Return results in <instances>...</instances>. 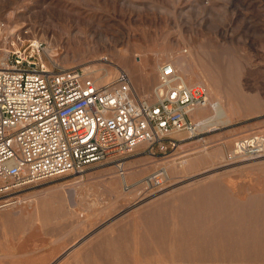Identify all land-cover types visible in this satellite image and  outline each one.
Masks as SVG:
<instances>
[{"label":"rangeland","instance_id":"1","mask_svg":"<svg viewBox=\"0 0 264 264\" xmlns=\"http://www.w3.org/2000/svg\"><path fill=\"white\" fill-rule=\"evenodd\" d=\"M0 24L16 50L38 41L47 63L96 79L95 66L102 85L129 72L152 103L161 66L186 56L190 82L226 102L222 117L193 116L198 131L169 157L144 144L123 172L109 160L17 191L14 209H37L0 219V264H264V152L236 153L264 139V0H0ZM160 168L168 177L150 188Z\"/></svg>","mask_w":264,"mask_h":264},{"label":"built area","instance_id":"2","mask_svg":"<svg viewBox=\"0 0 264 264\" xmlns=\"http://www.w3.org/2000/svg\"><path fill=\"white\" fill-rule=\"evenodd\" d=\"M0 36H6L0 24ZM0 42V210L18 203L26 187L83 173L88 167L123 158L148 144L149 152L171 156L182 134H195L194 112L207 107V89L187 85L178 69L165 63L161 89L152 103L135 94L128 73L100 84L86 71L47 63L40 47L7 52ZM250 157L264 152L262 137L237 145ZM154 150V151H153ZM167 171L151 175L150 188H161Z\"/></svg>","mask_w":264,"mask_h":264},{"label":"bare ground","instance_id":"3","mask_svg":"<svg viewBox=\"0 0 264 264\" xmlns=\"http://www.w3.org/2000/svg\"><path fill=\"white\" fill-rule=\"evenodd\" d=\"M35 9V8H34ZM14 17V16H13ZM31 18V17H30ZM30 29V28H29ZM35 29H33L31 32L29 31V33H31V36L35 34ZM17 34H19L20 32H22V30L18 29L15 31ZM27 32V31H26ZM43 32V31H42ZM46 33L48 32L45 31ZM21 34L23 35V33H20L18 36L21 37ZM45 34V33H43ZM24 37H27L25 34H24ZM0 42L2 43V47L7 50V52H10V48L12 46H15L16 43L14 42V37L13 36H0ZM34 45H39V42L38 41H34ZM40 46V45H39ZM102 61V60H101ZM169 63L173 64L178 70L179 72L181 73V78L182 80L189 86H194V85H205L204 83L200 82L198 84H192L189 80V76L191 75V72L193 71V66H192V62L191 60L186 57V56H177L175 58H173L172 60L169 61ZM57 64V63H56ZM91 70L90 71H93L94 74H95V77H96V81L99 83L100 80H102L101 78V70L96 68L95 66H92L90 68ZM103 69V68H101ZM217 69V68H216ZM154 72H158V69H155ZM218 71H215L214 69H211L210 67H207L205 69V74L207 75V78L208 80L211 82L210 83V87L211 89H220L221 87H223V84L226 82V81H222L221 78L218 77L219 74H217ZM129 73V72H128ZM196 76V75H195ZM105 80V82H108L111 80V73L108 72L104 77H103ZM104 82V81H103ZM206 86V85H205ZM161 89V84L158 85L156 91L154 92V94L152 95L154 97L155 95V98L159 97V92L158 90ZM222 89V88H221ZM208 107L214 109L216 112H217V115L219 114L220 116L221 115H226V110H225V107H226V102H223V101H219L217 103H213L212 101L209 102V106L207 107H204V108H199L197 109L193 116L195 117H198V116H201V114H203V112L205 110L208 109ZM216 115V116H217ZM218 117V116H217ZM222 117V116H221ZM207 124V123H205ZM264 140V139H263ZM258 157V156H257ZM251 159V158H250ZM123 174V173H122ZM130 174L127 172L125 173L124 176H120L118 175L117 177L121 178V181L123 184H127L128 183V178H129ZM188 177V176H187ZM148 179V178H147ZM145 180V179H144ZM145 182V181H144ZM184 183V182H183ZM128 188V187H127ZM67 189V188H66ZM188 194V193H187ZM68 195H69V199L71 200V202L75 203L76 202V192L74 189H68ZM264 196V194H263ZM38 207V205H37ZM37 208L32 206V209L31 211L33 210H36ZM8 211L5 212V213H2L0 214V219L2 218H6V217H10L12 215H14L16 212H20L22 213L24 216L25 215H29L30 213H32L31 211H28L26 209H14V207L12 208H9L7 209ZM41 210V209H40ZM187 215V214H186Z\"/></svg>","mask_w":264,"mask_h":264}]
</instances>
